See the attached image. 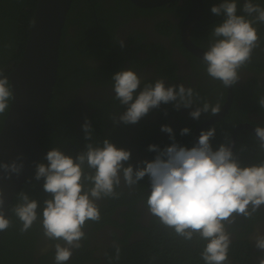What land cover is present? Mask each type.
Returning <instances> with one entry per match:
<instances>
[{
	"label": "clouds",
	"instance_id": "clouds-1",
	"mask_svg": "<svg viewBox=\"0 0 264 264\" xmlns=\"http://www.w3.org/2000/svg\"><path fill=\"white\" fill-rule=\"evenodd\" d=\"M210 10L222 20L212 27L202 63L207 75L227 88L237 83L240 69L251 61L253 50L260 45L254 24L264 23V7L253 0H244L243 14H238L237 0H221ZM119 45L125 47L122 38ZM111 79L115 99L126 108L118 116L125 124L138 123L162 103L174 102L179 110L191 108L200 99L192 87L182 83L166 85L163 79L145 83L141 88V78L130 67L121 68ZM14 98L13 86L0 69V115L10 108ZM258 103L264 108V96L259 97ZM199 105L190 112L194 119H199L201 113L217 115L221 110L219 103L213 105L206 100ZM111 119L117 122L116 115ZM82 128L85 140L90 142L75 157L53 147L44 157L47 163H36L35 180H43V191L47 194L42 205L28 193H19V203L12 212L21 222L22 234L39 219L44 236L55 242V264H66L86 238V222L100 220L98 201L119 198L121 193L116 189L131 190L147 176L148 213L175 237L185 242H202L200 256L204 264H227L232 243L230 226L238 217L253 218L264 206V161L241 164L232 148L223 143L214 150L211 145L214 127L201 130L192 147L180 145L175 142L172 127L165 124L161 131L168 133L173 143L163 149L150 144L148 150L155 152V157L139 161L134 167L128 163L130 150L117 147L109 138L93 142L92 124L87 118ZM189 131L185 127L181 135ZM255 136L259 148L264 150V126H256ZM23 167L22 154L11 162L0 161L5 178L19 176ZM4 203L0 193V232L12 226L3 210ZM252 240L257 249L264 250V233L258 231ZM114 247L115 259L119 260L120 246ZM258 264H264V255L259 257Z\"/></svg>",
	"mask_w": 264,
	"mask_h": 264
},
{
	"label": "flooded vegetation",
	"instance_id": "flooded-vegetation-1",
	"mask_svg": "<svg viewBox=\"0 0 264 264\" xmlns=\"http://www.w3.org/2000/svg\"><path fill=\"white\" fill-rule=\"evenodd\" d=\"M97 1H99V4H102V8L99 11H96V9H94V12L91 11L92 17L86 18V15H83L87 19L84 21L85 27H83L84 25L71 24L67 29V32L69 31L71 35L65 37V43H68L71 37L74 36L76 47L80 51L85 52L84 54L86 55L82 59V62L86 64L85 66L91 67L89 71L90 75H87L86 79H75L77 83L71 88V95L75 104L71 106L69 102H65L66 109L70 112V118L75 122L77 129V133L75 132L74 134V136H77L68 147L74 149L72 156L75 157L77 153L84 150L86 143L90 142L85 140V133L82 128L85 118H87L93 128L91 140L93 142H101L104 138H109L117 147L130 150L131 159L128 163H131L135 167L139 161L152 160L154 158L146 150V147H148L146 144L151 142L153 137L141 135L142 123H150L152 128L157 129L158 134L166 136L170 135L161 131L162 125L171 126L173 131L189 127V129H192L194 136L196 128L203 125L205 121H208L214 115L206 117L210 113L208 112L201 113L199 119L192 118L190 112L200 106L193 103L191 108L181 107L176 114L169 113L168 118L163 122L161 120L160 109L163 105L164 107L166 105L162 103L159 108L150 110L138 123L125 124L118 120L119 114L125 111L126 108L115 99L113 81L111 79L112 75L121 70V68L130 67L141 78V88L145 83L163 79L166 85H179L182 83L185 87H192L196 93L201 89L202 94L207 98L216 96L218 88L215 91L211 84L215 83V80L207 75L205 66L202 63V57L190 51L189 47L194 45L201 49L207 48L212 27L215 23H219L222 20V17L212 14L210 9L213 4H218L221 0H202L203 9L198 17V24L195 27H188V29H185L183 24L192 10L193 0H190L188 8L187 0H170L163 5L154 7L138 6L132 0ZM89 3L93 6L95 4L92 0ZM237 3L238 14H243L241 6L244 0H237ZM253 3L264 7V0H253ZM103 9L106 11L103 12ZM77 10L80 12L86 10L84 3H80L77 6ZM254 27L257 28L260 37L259 47L255 48L252 52V55L256 56L254 55L255 50L258 53L264 49V23L256 22ZM78 29L82 30L83 35L79 43H77L76 38ZM188 31L189 34L186 33ZM186 35H188V38ZM121 38L125 43V47L123 48L119 45ZM247 65L240 69V78L235 85L249 86V83L253 82L257 76L259 84L263 87L264 70L256 72ZM3 72L4 75L8 76V74H5V71ZM251 78L253 79L250 80ZM203 84L206 86L204 87ZM207 90H209L208 94H206ZM234 97L235 93L231 107ZM245 100L249 103V111L247 113L249 121L235 124L228 143L231 141L232 135L237 128V138L241 130L248 135L245 138L246 140L250 138L251 135L249 134L255 136L250 128L242 127L246 123L254 126H264V108H259L260 105L254 88L241 92V98L237 101L238 105L242 107ZM230 109L222 119L215 121L203 130L214 127L215 133L219 134L220 128H225V126H228L229 121H231L229 118L223 121ZM113 115L117 116L116 123L111 119ZM237 119L241 120V116L233 120L236 121ZM100 122H104L103 127L98 125ZM250 140L254 147H256L255 141L253 139ZM250 147L252 148V146ZM67 150L65 154H69ZM252 150L254 149L252 148ZM46 153L43 151V154ZM146 182L148 184L147 187ZM137 186L144 188V193L147 194L150 191L149 178L145 176L138 182ZM137 186L131 190L127 187H121L124 191L123 195H121L120 199H114L115 204H117L114 217L119 222L126 221L122 212L128 211L129 204L127 202L130 203L134 197H136V200L140 197L141 194L137 191ZM146 198L138 199L133 205L135 212L138 214L135 220L136 222L141 221L143 227L148 226L151 220V215L148 213L146 207ZM104 200L112 202V199L106 198L98 201L99 206L103 204ZM251 220L255 227L253 231L245 229L247 232L245 233V237L250 239L253 250H256L255 241L252 240V237L258 231L264 233V206L261 207ZM37 222L40 223V220ZM91 222H86L84 228L86 238L81 241V248L73 251L70 260L66 264H107L108 251L114 248V244H118L115 239L116 236L120 238L125 237L126 229L122 226L119 227L107 222L95 228V225H92ZM241 222L245 223L244 220H241ZM235 228L240 229L236 224ZM229 231L232 232V238L236 237L232 229L229 228ZM143 233L142 228L137 229L133 227L127 238L133 242L140 239ZM54 243V241L44 236L41 226L40 232L36 234V242L32 252L33 264H38L39 261L41 264H55ZM260 252L264 253V250H260ZM259 257V255L254 256L256 259H259ZM95 258L98 260H95Z\"/></svg>",
	"mask_w": 264,
	"mask_h": 264
},
{
	"label": "trees",
	"instance_id": "trees-1",
	"mask_svg": "<svg viewBox=\"0 0 264 264\" xmlns=\"http://www.w3.org/2000/svg\"><path fill=\"white\" fill-rule=\"evenodd\" d=\"M89 1L90 0L73 1L62 30L57 80L48 110L43 119L41 136L39 139L41 149L45 153L53 147H58L64 152L68 148L67 152L73 155L74 149L68 146L70 143L74 142V138L77 136H74V134L77 129L75 122L70 118L71 114L66 109L65 102H69L71 106L75 104L73 96L71 95V88L77 83L75 79H86L88 77L87 75H90L89 71L91 67L85 66L86 64L82 62V59L86 55L84 54L85 52L80 51L76 47L74 36L71 37L68 43H65V37L71 35L69 31L67 32L71 24L84 25L83 27H85L86 24L84 21L87 20V17L93 16L92 12H94V9L99 11L102 8V4H99V1L92 0L95 2L94 6L90 5ZM189 2L190 0H187V8L190 5ZM80 3H84V7L86 8L83 12L77 10V6ZM105 3L108 4L107 1H105ZM36 4L37 0H0V69L5 71V74H9L21 60L30 33ZM105 11L106 10L103 9V12ZM84 14L86 18L83 17ZM76 34L77 43H79V40L83 37L82 30L78 29ZM254 55L256 56L252 55L251 61L247 66L256 72L264 70V49L258 53L257 50H255ZM5 67L7 68L5 69ZM252 79L253 78L250 80ZM211 84L215 91H217L218 88V94L212 98H207L202 94L201 89H199L197 93L200 99L194 103L199 105V103H203L205 100L213 105L217 103L222 105L224 103L227 96V88L218 80H215V83ZM203 86L205 87L206 85L203 84ZM250 88L255 89L258 99L260 96H264V86L261 87L257 76L254 78L253 82L249 83V86L234 85V102L229 113L223 120L226 121L229 118L231 121H229L228 126H225V128H220L219 134L215 133L214 137L211 138V145L214 150L217 149L220 144L228 143L232 128L235 124L249 121V117L247 116L249 103L245 100L244 105L241 107L238 105L237 101L241 98V92H246ZM208 91L209 90L206 91V94H208ZM165 105V107L163 105L160 109L161 120L163 122L166 121L169 113L176 114L178 112L174 107V102ZM8 110L5 114L0 115V128L4 123ZM209 115H211V113L206 117ZM238 116H241V120L237 119L234 121L233 119ZM103 124L104 122H100L98 125L103 127ZM141 129L142 136L153 137L151 139L152 141L146 144L147 146L155 144L163 149L165 146L173 143L170 136L158 134L157 129L152 128L150 123H142ZM173 134L175 136V142L180 145L192 147L195 144L192 129L185 135H181V130H175ZM249 135H251L250 138L246 140L245 138L248 135L241 130L238 134L235 149H233L234 155L241 164L244 165L264 161V150L259 148V142L256 137L252 134ZM250 139L255 141L257 148L254 147ZM248 145L252 146L254 150ZM146 150L151 156L155 157V152L149 151L148 147H146ZM45 156L46 154L40 156L38 162L47 163L44 159ZM34 174L35 170L17 191L6 210L5 215L10 218L12 226L7 231L0 232V264H33L32 252L36 242V234L41 230V224L37 222L39 221L38 219L27 232L22 234L19 231L21 222L12 212V208L19 203V193L21 191L28 193L30 198L37 199L42 205L47 194L43 191V180H35ZM147 186L148 184L146 182V187ZM116 190L121 193L118 198L120 199L124 191L122 188ZM137 191L141 194L138 199L147 197V194L144 193V188L137 186ZM110 199H112V202L104 200L103 204L100 206V220L98 222H91L92 225H95V228L109 222L126 229L124 238L118 236L115 238L121 249L120 259H115L114 247L107 253V264H204L200 256L203 247L202 242L198 243L195 240L192 242H185L181 238L175 237L169 230H166L160 225L153 216H151L149 225L143 227L141 221L136 222L135 220L138 215L133 207L138 200H136V197L131 199L130 203L127 202L129 204L128 211L122 212L126 221L119 222V220L114 217L115 210L117 209V204H115L114 199L117 198ZM40 211L41 209L38 208V212ZM243 218L238 217L236 223L230 226V229L235 232L236 237L232 238L228 254L229 261L227 264H258L259 259L254 258V256L264 255L259 249L253 250L250 239L245 237V233H247L245 229L253 231L255 226L251 219L246 220ZM241 220H244L245 223H242ZM235 224L239 226L240 229L235 228ZM133 227L137 229L142 228L144 233L140 239L131 242L128 240L127 236L130 235ZM95 260L98 259L95 258ZM38 264H41L40 261Z\"/></svg>",
	"mask_w": 264,
	"mask_h": 264
},
{
	"label": "water",
	"instance_id": "water-1",
	"mask_svg": "<svg viewBox=\"0 0 264 264\" xmlns=\"http://www.w3.org/2000/svg\"><path fill=\"white\" fill-rule=\"evenodd\" d=\"M74 0H37L28 40L15 68L8 74L10 85L13 86L14 100L10 104L7 116L0 130V161L11 162L17 154H22L24 167L19 176L5 178L0 171V193L6 210L21 185L35 170V165L43 154L39 142L44 116L57 80L62 30L68 11ZM136 5L154 7L163 5L170 0H132ZM203 9L202 0H193L183 27H195ZM189 34V31L186 32ZM188 38V35H186ZM189 50L202 57L206 49L190 46ZM233 85L228 87L227 98L220 112L203 125L196 128L195 142L201 130L215 121L220 120L231 108L233 101ZM255 134L256 126L246 123ZM237 130L227 144L234 149Z\"/></svg>",
	"mask_w": 264,
	"mask_h": 264
},
{
	"label": "bare ground",
	"instance_id": "bare-ground-1",
	"mask_svg": "<svg viewBox=\"0 0 264 264\" xmlns=\"http://www.w3.org/2000/svg\"><path fill=\"white\" fill-rule=\"evenodd\" d=\"M6 116H7V115H6ZM41 129H42V128H41ZM40 145H41V144H40ZM25 182H26V181H25ZM25 182H24V183H25ZM24 183H23V184H24ZM23 184H22V185H23ZM22 185H21V186H22ZM20 188H21V187H20ZM20 188H19V189H20ZM19 189H18V190H19ZM18 190H17V191H18ZM16 193H17V192H16ZM15 195H16V194H15ZM15 195H14V196H15ZM12 199H13V198H12Z\"/></svg>",
	"mask_w": 264,
	"mask_h": 264
}]
</instances>
